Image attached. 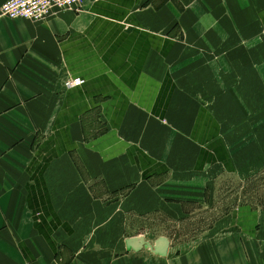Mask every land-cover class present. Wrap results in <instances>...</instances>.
I'll use <instances>...</instances> for the list:
<instances>
[{"label":"crops","instance_id":"obj_1","mask_svg":"<svg viewBox=\"0 0 264 264\" xmlns=\"http://www.w3.org/2000/svg\"><path fill=\"white\" fill-rule=\"evenodd\" d=\"M263 170L264 0L0 19V264H264L259 206L195 225Z\"/></svg>","mask_w":264,"mask_h":264},{"label":"rangeland","instance_id":"obj_2","mask_svg":"<svg viewBox=\"0 0 264 264\" xmlns=\"http://www.w3.org/2000/svg\"><path fill=\"white\" fill-rule=\"evenodd\" d=\"M218 186V191L213 197L214 205L203 208L200 213L202 217L199 218L201 224H195L201 230H205V226L214 219H220L227 211L230 213L244 203L255 204L264 209V170L247 179L223 177L219 179Z\"/></svg>","mask_w":264,"mask_h":264},{"label":"built area","instance_id":"obj_3","mask_svg":"<svg viewBox=\"0 0 264 264\" xmlns=\"http://www.w3.org/2000/svg\"><path fill=\"white\" fill-rule=\"evenodd\" d=\"M82 0H7L0 7V19L41 22L57 11L76 10ZM80 81H69L67 87L77 86Z\"/></svg>","mask_w":264,"mask_h":264},{"label":"water","instance_id":"obj_4","mask_svg":"<svg viewBox=\"0 0 264 264\" xmlns=\"http://www.w3.org/2000/svg\"><path fill=\"white\" fill-rule=\"evenodd\" d=\"M149 245L144 241L143 238H134L129 239L126 242V248L127 250H133L136 251L140 248H148ZM150 248V247H149ZM168 248V241L166 239L160 238L157 243L155 244V247H153V251L159 256L165 255L166 249Z\"/></svg>","mask_w":264,"mask_h":264}]
</instances>
